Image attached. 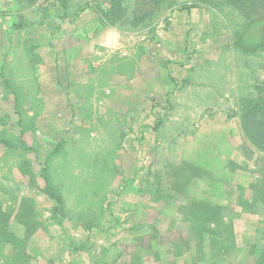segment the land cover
I'll return each mask as SVG.
<instances>
[{
  "label": "rangeland",
  "instance_id": "374dc122",
  "mask_svg": "<svg viewBox=\"0 0 264 264\" xmlns=\"http://www.w3.org/2000/svg\"><path fill=\"white\" fill-rule=\"evenodd\" d=\"M0 139V264H264V0H0Z\"/></svg>",
  "mask_w": 264,
  "mask_h": 264
},
{
  "label": "clouds",
  "instance_id": "9594fccd",
  "mask_svg": "<svg viewBox=\"0 0 264 264\" xmlns=\"http://www.w3.org/2000/svg\"><path fill=\"white\" fill-rule=\"evenodd\" d=\"M99 43L102 47L114 51L118 46H120V36L119 33L114 29H109L102 36Z\"/></svg>",
  "mask_w": 264,
  "mask_h": 264
},
{
  "label": "crops",
  "instance_id": "0c3cea01",
  "mask_svg": "<svg viewBox=\"0 0 264 264\" xmlns=\"http://www.w3.org/2000/svg\"><path fill=\"white\" fill-rule=\"evenodd\" d=\"M53 54H55V53H53ZM14 100H16V98H14ZM19 135H18V137L16 136V139L17 140H20L19 142L21 143V136H22V133H23V130H22V128H19ZM1 140V139H0ZM1 141H5V139L3 138ZM19 160H20V158H19ZM18 220H15V221H12L11 220V225H10V228H12V226H13V222H15V224H16V222H17ZM19 222V225H22V226H24V227H26V225L25 224H23L22 222H20V221H18ZM15 226V225H14ZM42 229H44V228H42Z\"/></svg>",
  "mask_w": 264,
  "mask_h": 264
}]
</instances>
